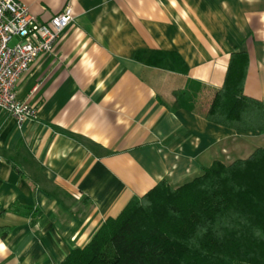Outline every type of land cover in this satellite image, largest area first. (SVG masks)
<instances>
[{"label": "crops", "instance_id": "obj_1", "mask_svg": "<svg viewBox=\"0 0 264 264\" xmlns=\"http://www.w3.org/2000/svg\"><path fill=\"white\" fill-rule=\"evenodd\" d=\"M17 1L42 22L70 3L74 20L15 86L36 117L0 111V264H60L160 180L264 147L204 117L233 51L264 104V0Z\"/></svg>", "mask_w": 264, "mask_h": 264}, {"label": "trees", "instance_id": "obj_2", "mask_svg": "<svg viewBox=\"0 0 264 264\" xmlns=\"http://www.w3.org/2000/svg\"><path fill=\"white\" fill-rule=\"evenodd\" d=\"M247 66L246 53L231 52L204 117L264 133V104L243 92ZM60 264H264V147L177 187L160 180Z\"/></svg>", "mask_w": 264, "mask_h": 264}, {"label": "built area", "instance_id": "obj_3", "mask_svg": "<svg viewBox=\"0 0 264 264\" xmlns=\"http://www.w3.org/2000/svg\"><path fill=\"white\" fill-rule=\"evenodd\" d=\"M73 20L70 3L42 22L24 3L0 0V111L14 117L18 126L36 117V109L16 97L19 78L39 55L53 51L62 30Z\"/></svg>", "mask_w": 264, "mask_h": 264}, {"label": "rangeland", "instance_id": "obj_4", "mask_svg": "<svg viewBox=\"0 0 264 264\" xmlns=\"http://www.w3.org/2000/svg\"><path fill=\"white\" fill-rule=\"evenodd\" d=\"M14 40H16V38ZM14 40L10 44H13L14 43Z\"/></svg>", "mask_w": 264, "mask_h": 264}]
</instances>
